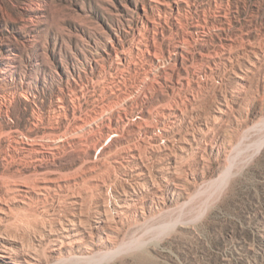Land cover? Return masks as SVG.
<instances>
[{"label":"rangeland","instance_id":"374dc122","mask_svg":"<svg viewBox=\"0 0 264 264\" xmlns=\"http://www.w3.org/2000/svg\"><path fill=\"white\" fill-rule=\"evenodd\" d=\"M0 264H264V0H0Z\"/></svg>","mask_w":264,"mask_h":264},{"label":"bare ground","instance_id":"6f19581e","mask_svg":"<svg viewBox=\"0 0 264 264\" xmlns=\"http://www.w3.org/2000/svg\"><path fill=\"white\" fill-rule=\"evenodd\" d=\"M82 127L83 126L81 124H77L76 125V128H75V133H78V134L81 133L83 131V128ZM166 167H168V166H166ZM143 175H144V171L142 169H140V172H139V174H138L137 177H143ZM224 175L222 176V178L224 177ZM226 177H227V175H226ZM221 181H222V179H221ZM223 182H225V181H223ZM223 182H221V183H223ZM136 184L138 186H140V185L142 186L143 185V183H141V182H136ZM147 185H148V183H147ZM141 188H143V186ZM132 189H134V188H132ZM146 189H147V187H146ZM80 227H81V221H80V219L77 216L73 215L72 217L67 218L66 220L60 221V223L58 222V226L53 230V233H54L57 241H59L61 243H63L64 241H66L68 243H74V241H77V240H73L72 237H74V236H80L83 233L81 231ZM78 239L81 240V238H78Z\"/></svg>","mask_w":264,"mask_h":264}]
</instances>
